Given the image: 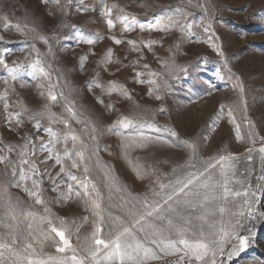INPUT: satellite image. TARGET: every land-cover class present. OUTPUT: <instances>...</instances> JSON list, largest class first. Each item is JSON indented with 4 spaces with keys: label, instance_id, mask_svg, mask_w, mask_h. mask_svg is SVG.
<instances>
[{
    "label": "snow or ice",
    "instance_id": "1",
    "mask_svg": "<svg viewBox=\"0 0 264 264\" xmlns=\"http://www.w3.org/2000/svg\"><path fill=\"white\" fill-rule=\"evenodd\" d=\"M72 2L73 0H65L61 4V0H43L45 4H56L62 14H67V6ZM78 2L84 5V0ZM190 7L199 8L205 17L210 14L209 7L199 0L195 3L193 0H180V4L166 7L160 15L146 23L115 4L104 3L103 15L110 30L119 23L123 32L139 28L142 32L147 30L168 33L175 29L188 36L193 27L192 23L186 22L191 15L187 11ZM87 8L84 5L85 11ZM117 8L119 12L113 18V10ZM0 23L5 31L14 28L23 35L26 38L24 42L35 54L32 60H27L26 57V62L13 61L9 64L5 57L12 50L0 49V68L6 73L0 76V83L4 86L0 89V108L5 122L11 130L16 131L27 121L33 124L36 131L42 130L47 136V139L37 136L34 141L32 136L25 134L19 144L5 142L0 138V164L4 165L0 175L8 177L0 181V264H225V257L231 260L250 246L255 223L264 221V211L260 210L261 197L264 196V137H259L261 144L256 148L257 133L250 119L247 120L248 139L253 147L246 149V159L251 162L253 153L259 156L260 174L256 177L255 184L250 180L253 169L238 175L236 164L239 156L227 154L208 160L201 159V167L197 168L198 148L195 142L178 140L177 144L190 151L185 162L174 167L172 173L176 174L177 168L187 171L168 183L156 176L153 181L156 187L150 185L148 192L141 195L128 193L127 198L121 197L120 203L111 204V207L118 208L120 212L114 214L105 207V198L100 187L90 178V165L94 157L95 166H100V129L83 112L76 109L75 101L69 98L71 92L65 95L64 87L67 84L65 82L63 87L60 84L62 73L53 78V72L60 70L53 69L52 63L45 59L46 56L55 59L49 37L31 27L27 20L13 24L7 15H0ZM196 26H202L206 33H212L210 19L205 24L202 18ZM3 39L0 36V40ZM51 39L58 40V37L53 33ZM112 39L116 44L124 42L114 36ZM37 40L47 45L46 53L36 47ZM80 42L93 44L95 40L81 35L78 40ZM127 43L131 46V51H142L137 41L128 40ZM139 43L151 51L152 45L157 41L142 40ZM211 47L224 58L218 44L211 43ZM86 59V56L81 57V69ZM113 62L112 49H108L100 63L106 66ZM161 63L171 71L168 61ZM224 64L225 67L228 66L226 58ZM149 67L148 64L143 65L145 69ZM142 76L150 78L142 80ZM26 77L36 82L35 87L41 89L39 95L48 101L41 110H31L19 101L10 103L9 97L18 95L14 84L27 86ZM157 78H160V82ZM136 82L151 85L148 95H154L156 100H162L161 90L167 91L169 88L162 73L155 71L136 72ZM93 87L100 88L109 96L118 93L125 99H132L127 88L115 81L104 85L97 79L90 83L89 90ZM233 88L239 90V102L247 119V102L239 78ZM97 99L103 104V100L99 97ZM61 102L66 116L52 111V106ZM106 107L111 110L113 105L108 104ZM223 107L221 106L222 109ZM160 111L165 109L161 108ZM229 116L232 117L231 108ZM219 118L220 116L217 121ZM42 121H47V125H42ZM71 121L82 125L80 133L71 126ZM229 122L235 124V118L232 117ZM54 124L63 125V128H54ZM144 127L155 128L146 121L122 115L107 128L108 132L120 137V147L129 164H132L129 159L130 151L136 147L143 148L154 142L170 144L167 140L161 141L159 137L146 136L141 130ZM125 130H128L127 134ZM169 135L175 137L177 133L170 131ZM236 138L243 139L239 125H236ZM44 153L47 155L43 156ZM50 160L54 163L48 166ZM56 166H59V172L53 176L51 169ZM73 169L80 172V175L73 172ZM133 170L140 179L147 175L146 170L142 172L139 166H134ZM109 172L105 166L104 184L109 190L108 200L111 202L112 191L122 189L117 186ZM61 174L71 182L61 180L57 183ZM45 178L51 181L52 191L58 192V199L68 201L73 197L80 198L84 210L89 211L92 217V231L88 235L83 238L79 235L82 224L74 225L73 230L63 217H53L43 195ZM65 183L66 191L61 190V184ZM75 185H79L80 190ZM10 188L21 189L35 205L44 206L43 214L31 210V206H26L19 197H13ZM148 193L152 194L151 197ZM54 219L59 224L54 223ZM83 219L88 222L89 218ZM73 237L77 241L75 244L72 243ZM48 241L53 242L56 252L61 255L44 254Z\"/></svg>",
    "mask_w": 264,
    "mask_h": 264
},
{
    "label": "rangeland",
    "instance_id": "2",
    "mask_svg": "<svg viewBox=\"0 0 264 264\" xmlns=\"http://www.w3.org/2000/svg\"><path fill=\"white\" fill-rule=\"evenodd\" d=\"M199 2L209 7L210 14L205 17L199 8H187L191 15L186 22L192 23L193 27L191 34L185 36L175 29L168 33L147 30L142 32L139 28L123 32L119 23L110 30L103 15L104 3L115 4L146 23L160 15L166 7L180 4V0H84V5L88 6L86 11L84 5H80L78 0H73L72 4L67 6V14L58 11L56 4H45L43 0H0V15H7L13 24L24 23L27 20L31 27L49 37L55 59L47 56L45 59L52 63L53 69L60 70L53 72V78L62 73L60 84L62 87L65 82L67 84V87H64L65 95L71 92L69 98L75 101L76 109L83 112L100 129V166H95L94 157L90 165V178L100 187L105 198V207L114 214L120 212L118 208L111 207V204L120 203L121 197L127 198L128 193L141 195L148 192L150 185L156 187L153 183L156 176H160L164 183H168L169 180H174L187 171L177 168L176 174L172 173L174 167L185 162L190 151L187 147L177 144L178 140L195 142L198 148L197 168L201 167L199 163L201 159L208 160L214 156L234 154L240 157L236 164L238 175L253 169L250 180L255 184L256 177L260 174L258 154L253 153V160L249 162L246 159V149L253 147L248 139V119L255 125L256 148L261 144L259 137H264V0H199ZM64 3L65 0H61V4ZM118 12V8L113 10V18ZM202 18L205 24L211 20L214 35L206 33L202 26H196L200 24ZM53 33L58 40L51 39ZM81 35L95 40V43H78ZM0 36L4 37L0 40V49L12 50L11 54L5 57L9 64L13 61H25L26 57L27 60L35 58V54L24 42L26 38L14 28L5 31L0 23ZM113 36L124 42L116 44ZM128 40L137 41L142 51H131ZM142 40H156L157 43L153 44L152 50L149 51L139 43ZM35 43L42 53L47 52V45L43 42L37 40ZM211 43L220 46L224 58L227 59V67L224 58L217 54ZM108 49H112L114 62L105 66L100 61ZM85 56L87 59L81 69V57ZM161 61H168L171 71H168ZM144 64H148L149 69L143 68ZM138 71L162 73L163 79L167 80L169 85L167 91L161 90L162 100H156L154 95H148L151 85L136 82ZM2 75L6 73L0 68V76ZM149 78L140 77L142 80ZM237 78L244 88L247 119L239 102V90L233 88ZM26 79L28 85L25 87H21L19 83L14 84L18 95H11L10 103L15 104L19 101L31 110H41L48 101L39 95L41 89L35 87L36 82L28 77ZM97 79L104 85L109 81L124 85L132 99H125L118 93L109 96L96 87L90 91V83ZM157 79L160 82V78ZM3 87L0 83V89ZM98 97L103 100V104L98 101ZM108 104L113 105L111 110L106 107ZM221 106H224L223 109ZM161 108L165 111L161 112ZM230 108L235 124L229 122L232 118L229 116ZM52 111L67 115L62 102L54 104ZM122 115L153 124L155 128L141 129L144 134L159 137L161 141L167 140L175 146L154 142L143 148L136 147L130 151L129 159L132 164H129L120 147V137L107 131L108 126ZM218 116L220 118L217 121ZM70 123L77 133L81 132L82 125L75 121ZM42 125L46 126L47 121H42ZM236 125L240 127V134L243 137L241 140L236 138ZM53 127L62 129L63 125L54 124ZM127 131L125 130L126 134ZM170 131H175L177 136H170ZM25 134L32 136L34 141L37 136L47 139L42 130L36 131L33 124L27 121L18 130H11L0 108V138L5 142L19 144L22 143L21 137ZM46 155L47 153L43 154ZM13 158L15 159L14 155ZM53 163L54 161H48V166ZM105 166L110 170L109 174L117 186L122 189L112 191L111 202L108 200L109 190L104 184ZM134 166H139L142 172L146 170L145 178L137 177L136 171L133 170ZM3 170L4 165L0 164V173ZM51 171L55 176L59 172V166L52 168ZM73 172L80 175L75 169ZM6 179L8 177L0 175V181ZM61 180L71 182L67 181L63 174L57 183ZM66 183L61 184V190L66 191ZM43 188L44 199L53 217H63L73 230L74 225L82 224L79 233L81 238L92 231L91 213L84 210L80 198L73 197L68 201L58 199V192L52 191L51 181L47 178L44 180ZM75 188L80 190L79 185H75ZM10 192L13 197H19L26 206H31V210L43 214L44 206L35 205L21 189L10 188ZM148 194L151 197L152 194ZM260 210L264 211V196L261 197ZM84 217L89 218L88 222L84 221ZM54 223L59 224V221L54 219ZM253 233L250 246L231 260L225 257V264H264V221L255 223ZM76 242L73 237L72 243ZM44 254L61 255L56 252L52 241L46 243Z\"/></svg>",
    "mask_w": 264,
    "mask_h": 264
}]
</instances>
